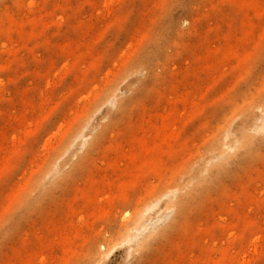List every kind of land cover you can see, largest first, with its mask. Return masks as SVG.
<instances>
[{"label":"bare ground","instance_id":"bare-ground-1","mask_svg":"<svg viewBox=\"0 0 264 264\" xmlns=\"http://www.w3.org/2000/svg\"><path fill=\"white\" fill-rule=\"evenodd\" d=\"M133 1L139 10L149 2ZM103 2L34 0L28 4L32 10L26 18L1 13L0 73L10 74L24 65L20 51L34 54L37 47H41L44 56L42 59L35 56V62L37 65L43 63L45 73L35 70L32 76L37 81L53 71L54 57L59 56L65 61L62 75L74 76V82L80 87L90 85L86 79L97 72V44H92L86 51H81L80 46L83 36L95 30V12ZM197 2L206 7L204 0H163L161 7L168 10L165 17L155 21L144 45L123 64L114 80L93 97L86 111L62 135L24 187L17 191L8 190V187L0 191V264H33L37 258L35 244L41 248V261L58 263V255H62L61 260L78 245L81 237L82 226L75 228L70 221L78 207L85 211V215H93L100 210L98 197L102 191L126 199L142 182L157 175L167 179L165 187L155 196L151 195L147 206H135L117 227L102 234L81 260V264H103L115 246L125 244L128 257L133 258V264H139L159 240L174 230L176 236L187 235L192 215L204 206L207 198L213 192L224 190L229 181L264 157V46L260 58L253 62L230 92L216 91L210 97L203 94L197 98L192 92L178 93L177 74L169 70L170 50L178 54L185 34L203 36L207 46L212 39L222 35L231 41L228 49L222 47L209 51L218 56L227 53L240 56L237 44L232 42L251 38L264 6L259 0H217L197 18ZM176 7L184 12L183 18L171 14ZM56 13L61 14L58 20ZM131 13L119 18L116 25L127 24ZM184 21L189 22L187 31L182 28ZM204 22H208L206 29ZM53 30L56 32L52 35ZM69 36L72 38L67 43L61 42ZM15 45L19 47L13 49ZM2 53L7 55L4 61ZM188 54L197 58L193 49L188 50ZM87 56H95L96 63L80 74ZM193 65L185 69V74L194 75L192 87L196 88L201 68ZM211 68L206 66L204 70L208 72ZM237 70L242 71L240 67ZM220 73L221 78L214 82L216 86L221 85L224 74ZM17 79H11V84L16 86ZM159 82L167 85L165 91L156 88ZM39 83L32 90L37 92ZM16 92L18 100L9 101V108L0 111V154L9 138L5 126L13 125L15 134L26 123L25 112L16 110V102L23 105L27 94L25 88ZM151 97L154 104L149 111L145 107L140 120L129 123L140 104ZM28 100L32 104V99ZM146 118L151 120V126L145 123ZM179 120L186 124L175 132V122ZM197 121L200 124L195 125ZM121 127L122 130L116 132ZM186 131L193 136L206 131L196 150L190 140L180 137ZM31 134L25 132L24 139L12 136L8 156L0 157L1 186L11 181L16 160L24 153ZM107 140L109 144L105 152L114 154V159L106 163V171L113 172L114 177L106 172L99 175L87 172L90 165L102 166L95 161V154L105 150ZM121 165L124 167L120 168ZM83 174H86L88 185L74 192L58 215L48 216L39 224L34 241L29 236L22 237L19 244L13 241L21 235L23 224L34 210L39 211L43 203ZM252 204L264 212V196L259 197L255 190L236 195L235 204L224 208L228 220L198 223L188 239L175 241V258H168L166 264H264V230L244 211ZM253 241V256L246 260L244 254ZM47 250L51 252L49 259L44 254Z\"/></svg>","mask_w":264,"mask_h":264},{"label":"rangeland","instance_id":"rangeland-1","mask_svg":"<svg viewBox=\"0 0 264 264\" xmlns=\"http://www.w3.org/2000/svg\"><path fill=\"white\" fill-rule=\"evenodd\" d=\"M34 0H0V14L3 12L14 13L18 17L24 16V18L31 15V10L28 4ZM37 1V0H36ZM126 1V4H123ZM206 7L195 3L196 11L195 16L200 18L202 14L208 11L209 7L216 3L217 0H204ZM74 3L77 0H73ZM133 0H104L102 4L96 10L95 15L97 17V25L94 31H90L83 36L81 51H86L92 44H97V56L98 67L97 72L89 75L87 81H90V85L80 87L74 81V76L62 75L61 72L65 63L64 59L55 56L54 57V69L53 71L40 81L32 76L35 70H40L42 74L45 73L43 63L36 64V58H43L44 53L41 47H37L34 54L27 52L26 50L20 51V56L24 60L22 67L15 68L13 73H0V94L3 97V101L0 102V111L9 108L8 102L18 100L17 90L25 88L26 101L22 105L16 102V110H22L26 115V123L20 130H16L13 134V125L8 124L5 126L9 131L8 142L1 152L0 157L5 158L9 154V148L12 142V136L16 138H25V132L30 131L31 137L24 146V153L20 155L16 160L15 172L11 178L9 184L5 186L0 185V191L5 188L8 190H21L26 180L38 170L42 165L47 155L58 144L62 135L70 128L72 123L86 111L93 97L99 93L107 84L112 82L116 75L120 72L123 64L130 60L134 52L144 45V39L150 33L154 27V23L157 19L165 17L167 14L166 8L161 6L163 0H149L147 6L143 10H139L136 7V3ZM261 6H264V0H259ZM131 3V4H129ZM126 5V6H125ZM133 12L131 13V11ZM260 19L257 21L253 34L249 40L241 39L237 43L240 52V56H236L233 53H227L226 55H216L209 50L215 51L218 48L227 47L231 41L223 38L224 36H218L205 45V39L203 36L197 37L190 34H185L181 41V49L178 54L175 55V50H170L171 58L169 60V70L172 69L177 77L175 78V84L177 86L178 93L192 94L195 98L200 97L203 94L212 96L216 91L218 92H230L233 90V86L244 77L248 68L260 58V50L264 46V7L261 11ZM129 16L127 24L118 27L116 22L119 18ZM176 17H184V12L181 8H175L172 13ZM61 14L56 13V20L60 18ZM208 22L203 23L204 29H206ZM212 26L215 23H211ZM182 28L187 31L189 28V22L184 21ZM53 30L51 33H55ZM101 32L105 33L101 35ZM99 33V35H97ZM203 34V30H201ZM50 34V35H51ZM201 34V35H202ZM51 37V36H50ZM72 38L63 39L62 43H67V40ZM206 46V47H204ZM19 47L15 45L13 49ZM195 50L197 58L193 59L188 54V50ZM0 43V53L2 52ZM258 55V56H257ZM95 56H87L82 62V72L87 69L96 61ZM257 56V58H256ZM2 61L7 59V55L2 53ZM12 58V57H11ZM10 58V59H11ZM195 64L200 66L198 84L196 88L192 87L194 81V75H186L185 69ZM194 66V65H193ZM212 67L210 71H205V67ZM238 67L242 71L237 70ZM223 72V78L221 85L216 86L215 80H219ZM220 73V74H219ZM79 74V75H80ZM18 78L16 86L11 84V79ZM166 80V79H165ZM33 82V83H32ZM38 82L39 90H32L33 86ZM168 84V82H167ZM27 85V86H25ZM25 86V87H23ZM165 85L163 82H159L156 88L163 92L165 91ZM28 99H32V104L28 103ZM15 102V101H14ZM154 104V99H145L138 108V111L134 113L129 123L140 120V114L145 112V107L150 109V106ZM15 107V106H14ZM159 111H163L159 109ZM128 123V124H129ZM145 123L148 126L152 125L151 120L145 119ZM184 120L175 122V132L182 125H185ZM200 124V121L194 123ZM128 126V125H127ZM125 126L124 128H127ZM122 130L117 128L116 132ZM13 134V135H12ZM206 131L199 135L193 136L190 131L184 132L182 139L190 140L193 143V150H196L205 137ZM109 141H105V150H101L95 154V161L98 165H102L97 168L90 165L87 168V172H95L96 175L101 173H110L109 175L114 177L113 172L107 170V162L114 159V154H109L106 151ZM121 165L120 168H123ZM174 174V173H173ZM166 178H160L157 175L150 176L149 179L142 182L134 192L126 199L115 198L114 194L101 192L98 199V206L100 210L93 215H85V211L78 207L76 212L70 217V221L74 223L75 228L82 226L81 237L78 239V245L69 250L68 254L61 260L62 255H58V263L55 264H81L82 257L88 248H92L101 237L102 234H106L111 229L117 227L124 215L131 212L135 206H147L150 202L151 195L155 196L161 189L165 187ZM88 185L86 180V174L81 175L74 182H70L61 191L57 192L54 197L42 204L40 210H34L30 219L25 222L21 228L20 236H16L13 241L19 242L22 237L29 236L33 241L35 240V232L37 231L39 224L43 223L47 217L56 216L63 207L70 202L74 192L83 190ZM255 190L259 197L264 196V157L250 166L239 174L237 178L229 181L224 190L213 192L209 198L204 202V206L192 215L190 224L188 226L189 233L183 236H176L175 230L166 237L159 240L149 251L147 257L139 264H166L168 258H175V241L181 242L188 239L195 231V226L202 224L206 221L213 222L221 219H227V215L224 208L235 204V196L246 192ZM110 194V195H109ZM112 194V195H111ZM246 206V202H244ZM65 208V207H64ZM245 213L250 218H255L261 229L264 230V212L257 209L255 204L244 208ZM48 217V218H49ZM228 220V219H227ZM176 236V237H175ZM35 244V243H34ZM258 244H261L259 240ZM35 251L37 258L33 264H48L47 261H41L39 254L42 252L41 248L35 244ZM255 249V241L251 242L247 248L244 258L249 260L253 256ZM5 251H7L5 249ZM50 251H45L44 254L50 258ZM61 250H59V254ZM133 258L128 257V246L125 244H119L115 246L109 254L106 256L103 264H133ZM64 261V262H63ZM63 262V263H62Z\"/></svg>","mask_w":264,"mask_h":264}]
</instances>
